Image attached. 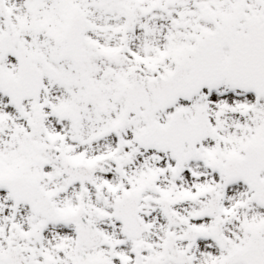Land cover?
Here are the masks:
<instances>
[{
  "label": "snow or ice",
  "instance_id": "obj_1",
  "mask_svg": "<svg viewBox=\"0 0 264 264\" xmlns=\"http://www.w3.org/2000/svg\"><path fill=\"white\" fill-rule=\"evenodd\" d=\"M0 264H264V0H0Z\"/></svg>",
  "mask_w": 264,
  "mask_h": 264
}]
</instances>
